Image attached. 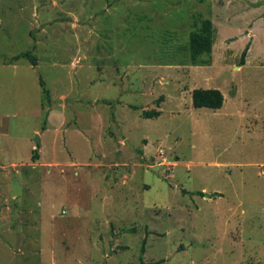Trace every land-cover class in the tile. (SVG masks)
Segmentation results:
<instances>
[{
	"label": "rangeland",
	"instance_id": "obj_1",
	"mask_svg": "<svg viewBox=\"0 0 264 264\" xmlns=\"http://www.w3.org/2000/svg\"><path fill=\"white\" fill-rule=\"evenodd\" d=\"M143 263L264 264V0H0V264Z\"/></svg>",
	"mask_w": 264,
	"mask_h": 264
},
{
	"label": "trees",
	"instance_id": "obj_2",
	"mask_svg": "<svg viewBox=\"0 0 264 264\" xmlns=\"http://www.w3.org/2000/svg\"><path fill=\"white\" fill-rule=\"evenodd\" d=\"M215 41V27L214 23L210 18H204L201 21V25L198 29L193 30L190 34V50L192 63L194 65H211L212 64V53ZM250 49V43L245 47L242 57L241 65L246 63V56ZM21 59H27L32 65H37L39 58L35 55L32 50H27L18 54L13 55L10 58L4 60L5 64H13ZM40 83L43 91L42 103L44 106L51 102V91L47 88L46 82L43 78L40 79ZM193 105L197 108L206 107L214 110L221 109L224 105V94L218 88H194L192 91ZM50 107V105H48ZM49 109H47L46 117L49 116ZM161 115L160 110H144L143 116L145 118H153ZM47 122V119H46ZM46 122L43 129H46ZM40 158V152L35 149L32 155L33 161ZM201 195H205L203 191L198 192ZM147 240L145 239V242ZM145 264V263H143Z\"/></svg>",
	"mask_w": 264,
	"mask_h": 264
},
{
	"label": "water",
	"instance_id": "obj_3",
	"mask_svg": "<svg viewBox=\"0 0 264 264\" xmlns=\"http://www.w3.org/2000/svg\"><path fill=\"white\" fill-rule=\"evenodd\" d=\"M37 142H38V144H40L41 143V140H40V134L38 133L37 134ZM126 142V144L129 146V147H131L133 150H135L134 149V147L129 143V141H125ZM216 194L215 193H206V197H210V198H212V197H214Z\"/></svg>",
	"mask_w": 264,
	"mask_h": 264
}]
</instances>
